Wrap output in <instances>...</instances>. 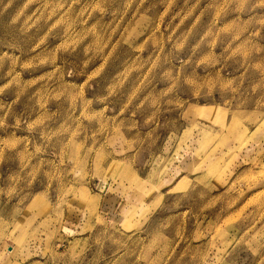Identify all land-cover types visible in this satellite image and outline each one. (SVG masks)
I'll list each match as a JSON object with an SVG mask.
<instances>
[{"label":"rangeland","instance_id":"374dc122","mask_svg":"<svg viewBox=\"0 0 264 264\" xmlns=\"http://www.w3.org/2000/svg\"><path fill=\"white\" fill-rule=\"evenodd\" d=\"M0 264H264V0H0Z\"/></svg>","mask_w":264,"mask_h":264}]
</instances>
